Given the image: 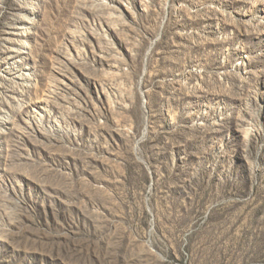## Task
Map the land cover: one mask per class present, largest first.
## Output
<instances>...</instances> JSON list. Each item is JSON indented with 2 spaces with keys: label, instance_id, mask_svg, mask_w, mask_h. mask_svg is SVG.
I'll use <instances>...</instances> for the list:
<instances>
[{
  "label": "rangeland",
  "instance_id": "374dc122",
  "mask_svg": "<svg viewBox=\"0 0 264 264\" xmlns=\"http://www.w3.org/2000/svg\"><path fill=\"white\" fill-rule=\"evenodd\" d=\"M0 264H264V0H0Z\"/></svg>",
  "mask_w": 264,
  "mask_h": 264
},
{
  "label": "built area",
  "instance_id": "2783aa9c",
  "mask_svg": "<svg viewBox=\"0 0 264 264\" xmlns=\"http://www.w3.org/2000/svg\"><path fill=\"white\" fill-rule=\"evenodd\" d=\"M166 19H167V17L164 19V22H165ZM157 54H159V52L154 51V52L152 53V57H153V56H157ZM149 79L152 80V79H151V76H149ZM152 81H153V80H152ZM141 88H142V86H140V89H141ZM147 88H148V89H146V90H145V88H143V89H144V92H146V93H147L148 90H149L148 85H147ZM147 96H148V93H147ZM143 105H147V104L145 103V100H144V102H143Z\"/></svg>",
  "mask_w": 264,
  "mask_h": 264
}]
</instances>
